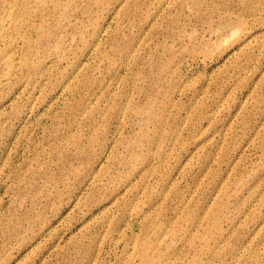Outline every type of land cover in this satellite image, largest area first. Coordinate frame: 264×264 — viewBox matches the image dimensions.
<instances>
[{"label": "rangeland", "instance_id": "374dc122", "mask_svg": "<svg viewBox=\"0 0 264 264\" xmlns=\"http://www.w3.org/2000/svg\"><path fill=\"white\" fill-rule=\"evenodd\" d=\"M0 264H264V0H0Z\"/></svg>", "mask_w": 264, "mask_h": 264}]
</instances>
